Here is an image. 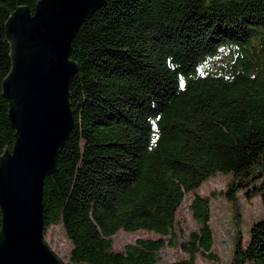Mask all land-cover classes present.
<instances>
[{"label": "trees", "instance_id": "1", "mask_svg": "<svg viewBox=\"0 0 264 264\" xmlns=\"http://www.w3.org/2000/svg\"><path fill=\"white\" fill-rule=\"evenodd\" d=\"M37 2L0 0V155L15 142L1 95L11 67L4 25ZM70 59L74 127L44 179V231L62 226L71 264H160L166 245L188 255L167 264L218 262L210 197L193 196L198 228L186 238L176 212L217 173L231 175L228 201L246 190L264 212V0H105ZM120 230L160 238L114 251ZM231 241L229 264H264V213L244 245L240 234Z\"/></svg>", "mask_w": 264, "mask_h": 264}, {"label": "water", "instance_id": "2", "mask_svg": "<svg viewBox=\"0 0 264 264\" xmlns=\"http://www.w3.org/2000/svg\"><path fill=\"white\" fill-rule=\"evenodd\" d=\"M104 3L38 0L33 14L19 6L5 22L11 67L1 95L15 142L0 155V264H63L43 239V185L74 127L72 41Z\"/></svg>", "mask_w": 264, "mask_h": 264}, {"label": "rangeland", "instance_id": "3", "mask_svg": "<svg viewBox=\"0 0 264 264\" xmlns=\"http://www.w3.org/2000/svg\"><path fill=\"white\" fill-rule=\"evenodd\" d=\"M230 180L231 175L215 174L203 182L197 190L187 194L177 209L176 222L178 228L182 230L184 238H186L198 228L188 208L193 196L210 197L211 216L209 225L213 237L212 253L218 257L219 261H211L197 256L195 264H229L233 248L231 238L240 234L244 245L248 241L249 228L263 216L264 212L259 195L248 196L245 194L246 190H240L233 203L222 195V193H226ZM158 238H160L159 235L150 231L125 232L120 230L111 237L112 248L114 251H123L126 245L133 244L138 239ZM43 239L63 264H71L69 262L71 244L65 237L62 226H51L46 229ZM180 242L181 240H179ZM160 256V264L188 258V255L181 250L179 245L173 247L166 245L161 250Z\"/></svg>", "mask_w": 264, "mask_h": 264}]
</instances>
